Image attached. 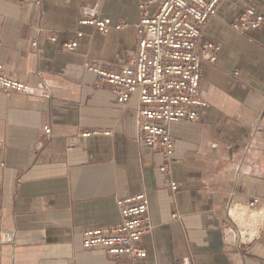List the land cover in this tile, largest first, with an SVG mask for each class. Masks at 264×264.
Returning <instances> with one entry per match:
<instances>
[{"label": "crops", "instance_id": "obj_1", "mask_svg": "<svg viewBox=\"0 0 264 264\" xmlns=\"http://www.w3.org/2000/svg\"><path fill=\"white\" fill-rule=\"evenodd\" d=\"M140 1L0 0V63L29 85L26 94L0 89V264H264V225L247 238L227 232L237 229L230 201L256 196L264 211V22L230 27L248 7L264 16V0H222L205 23L198 46L220 45L201 64L208 107L169 124L164 173L161 154L138 140L136 95L119 103L85 67L132 62ZM85 16L128 26L103 34L79 25ZM79 30L76 49L62 50ZM139 192L153 224L140 241L145 257L82 247V231L118 223L116 199Z\"/></svg>", "mask_w": 264, "mask_h": 264}, {"label": "built area", "instance_id": "obj_2", "mask_svg": "<svg viewBox=\"0 0 264 264\" xmlns=\"http://www.w3.org/2000/svg\"><path fill=\"white\" fill-rule=\"evenodd\" d=\"M222 0H141L140 17L134 23L137 45L133 60L116 69L85 62L87 70L97 76L98 83H107L117 101L128 102L137 97L136 128L138 140L161 154L160 172H166L173 162L174 140L168 126L172 122H194L208 107V103L199 93L201 64L204 59L214 62L220 45L212 42L198 46V39L207 20L216 14ZM264 22V16L253 7H248L230 22L236 32L245 33L258 29ZM79 25L93 26L100 33L111 29H121L128 23H113L110 17L85 16ZM82 31L76 33L73 40L61 44L64 51H74ZM51 41L56 36L49 37ZM37 42L33 41L32 46ZM237 74V72H234ZM0 89L5 92L26 94L29 85L7 73L0 63ZM42 96L46 93H42ZM45 134L50 127L44 126ZM96 132L84 131L81 137H88ZM107 131L104 134H109ZM69 144L68 150L74 149ZM171 190H176L175 181L170 182ZM259 197H252L245 205L230 201L228 215L237 229L228 227L227 232L234 236L241 233L242 238L251 237L260 226L264 217L257 222L248 221L239 225L231 210L244 208L250 212L257 210ZM116 205L120 212L118 223L105 227L88 228L82 231V247L85 249L101 248L112 257L127 256L130 259L143 258L146 250L140 245L141 237L153 229L148 214L149 199L145 192L129 197L117 198ZM239 230V231H238Z\"/></svg>", "mask_w": 264, "mask_h": 264}, {"label": "bare ground", "instance_id": "obj_3", "mask_svg": "<svg viewBox=\"0 0 264 264\" xmlns=\"http://www.w3.org/2000/svg\"><path fill=\"white\" fill-rule=\"evenodd\" d=\"M231 214L239 225H243L247 221H251L254 224V222L262 220L264 217L263 212H250V214H247V210L244 208H240L238 210H231Z\"/></svg>", "mask_w": 264, "mask_h": 264}, {"label": "rangeland", "instance_id": "obj_4", "mask_svg": "<svg viewBox=\"0 0 264 264\" xmlns=\"http://www.w3.org/2000/svg\"><path fill=\"white\" fill-rule=\"evenodd\" d=\"M247 224H250V222H249V223H246V225H247Z\"/></svg>", "mask_w": 264, "mask_h": 264}]
</instances>
